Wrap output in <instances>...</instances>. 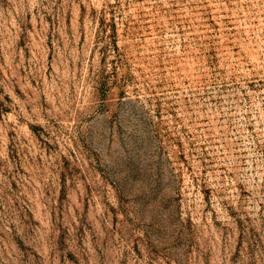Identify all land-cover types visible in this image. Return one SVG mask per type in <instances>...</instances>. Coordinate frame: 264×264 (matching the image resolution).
Wrapping results in <instances>:
<instances>
[{"label": "rangeland", "instance_id": "1", "mask_svg": "<svg viewBox=\"0 0 264 264\" xmlns=\"http://www.w3.org/2000/svg\"><path fill=\"white\" fill-rule=\"evenodd\" d=\"M0 264H264V0H0Z\"/></svg>", "mask_w": 264, "mask_h": 264}]
</instances>
